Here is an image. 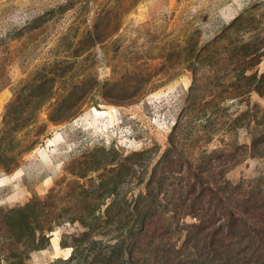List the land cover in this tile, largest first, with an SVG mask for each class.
I'll return each instance as SVG.
<instances>
[{
	"label": "rangeland",
	"instance_id": "rangeland-1",
	"mask_svg": "<svg viewBox=\"0 0 264 264\" xmlns=\"http://www.w3.org/2000/svg\"><path fill=\"white\" fill-rule=\"evenodd\" d=\"M245 49L250 61L261 53L251 67L236 64ZM242 67L264 73V0H0L1 264L38 241L23 264L66 258L61 241L83 230L69 217L103 201L104 176L114 199L136 194L150 159L137 153L162 152L180 115L209 133L195 140L199 153L250 145L252 126L264 128V95L239 96L251 81L236 77ZM249 109V125H235ZM263 169V157L242 153L225 177L252 183ZM51 191L52 229L15 240L6 213ZM163 222L152 219L150 232Z\"/></svg>",
	"mask_w": 264,
	"mask_h": 264
},
{
	"label": "trees",
	"instance_id": "trees-1",
	"mask_svg": "<svg viewBox=\"0 0 264 264\" xmlns=\"http://www.w3.org/2000/svg\"><path fill=\"white\" fill-rule=\"evenodd\" d=\"M244 51L243 59L235 56L236 64L244 66L246 62L251 67L261 53L253 55L256 58L250 61L253 52ZM247 70L242 67L236 74L251 80L247 89L238 91L239 96L252 91L264 95V73L247 75ZM247 112L252 109L237 115L235 125H249ZM202 130L198 119L187 120L180 115L162 152L156 154L155 147L139 151L138 156L148 153L146 158L150 159L138 174L140 190L136 194L114 199L115 181L111 176L102 177L99 184L103 193L99 198L103 201L97 202L93 197L80 212L69 217L83 226L81 233L61 241V248H70L69 255L46 264H264L258 211L264 208V169L252 183L235 184L225 177L231 159H240L242 153L264 160V128L257 130V126H252L251 144L232 146L237 154L232 153L233 149L225 154L217 147H206L199 153L195 140L201 138L205 142L211 138L209 133L203 136V132L201 136ZM122 178L119 177L120 181ZM56 199L51 191L45 199L36 198L6 213L5 221L13 238L33 236L38 230L42 235L50 231L57 217L50 211ZM57 209L58 215L63 212ZM169 214L176 215L171 223ZM161 217L165 218L162 229L150 232V221ZM186 217L195 221L186 222ZM92 235L96 238L92 239ZM41 248L44 246L39 241L23 250L14 246L20 252L12 251V256L5 260L8 264H23L31 249Z\"/></svg>",
	"mask_w": 264,
	"mask_h": 264
}]
</instances>
